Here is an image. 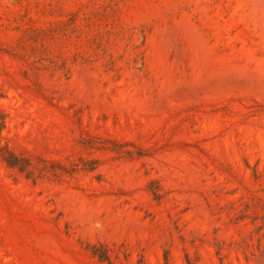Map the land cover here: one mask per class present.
Segmentation results:
<instances>
[{
    "label": "rangeland",
    "instance_id": "obj_1",
    "mask_svg": "<svg viewBox=\"0 0 264 264\" xmlns=\"http://www.w3.org/2000/svg\"><path fill=\"white\" fill-rule=\"evenodd\" d=\"M0 264H264V0H0Z\"/></svg>",
    "mask_w": 264,
    "mask_h": 264
},
{
    "label": "trees",
    "instance_id": "obj_2",
    "mask_svg": "<svg viewBox=\"0 0 264 264\" xmlns=\"http://www.w3.org/2000/svg\"><path fill=\"white\" fill-rule=\"evenodd\" d=\"M6 163L11 167H18L20 168V160L15 157L13 154H10L7 159H4ZM102 259L107 260V257H102Z\"/></svg>",
    "mask_w": 264,
    "mask_h": 264
}]
</instances>
